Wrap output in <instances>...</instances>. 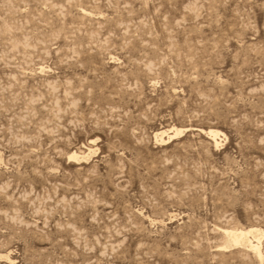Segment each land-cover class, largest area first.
Returning a JSON list of instances; mask_svg holds the SVG:
<instances>
[{
    "label": "rangeland",
    "instance_id": "rangeland-1",
    "mask_svg": "<svg viewBox=\"0 0 264 264\" xmlns=\"http://www.w3.org/2000/svg\"><path fill=\"white\" fill-rule=\"evenodd\" d=\"M0 264H264V0H0Z\"/></svg>",
    "mask_w": 264,
    "mask_h": 264
},
{
    "label": "bare ground",
    "instance_id": "bare-ground-1",
    "mask_svg": "<svg viewBox=\"0 0 264 264\" xmlns=\"http://www.w3.org/2000/svg\"><path fill=\"white\" fill-rule=\"evenodd\" d=\"M181 132L178 130H174V135L168 137V139H172L174 136L179 135ZM163 132L156 135L160 137ZM206 138L212 140L214 144H216V137L218 136V132L214 130H206L203 132ZM74 154V153H73ZM224 236L228 239L229 244L233 246H241L248 248L257 256H259V248H260V240L262 238V234L253 228L248 229H235V230H223Z\"/></svg>",
    "mask_w": 264,
    "mask_h": 264
}]
</instances>
